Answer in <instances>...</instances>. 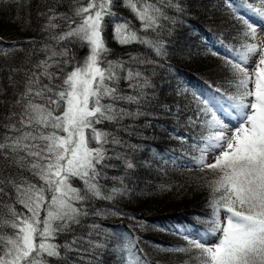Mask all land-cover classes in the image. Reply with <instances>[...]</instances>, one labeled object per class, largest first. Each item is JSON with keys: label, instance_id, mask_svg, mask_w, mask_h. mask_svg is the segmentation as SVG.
I'll return each mask as SVG.
<instances>
[{"label": "snow or ice", "instance_id": "6c2138e0", "mask_svg": "<svg viewBox=\"0 0 264 264\" xmlns=\"http://www.w3.org/2000/svg\"><path fill=\"white\" fill-rule=\"evenodd\" d=\"M124 4L145 35L138 34L129 20L121 21L112 10L115 0H86V6L77 0L70 9L72 15H63V24L55 20L60 5H47V27L68 30L50 34L61 49L51 50L48 60L38 66L43 67L41 75L48 83L33 87L39 80L30 82L23 117L11 123L9 134L0 140V156L37 180L0 179V197L13 199L10 189H14V203L26 210L8 205V214L0 218V264H81L82 254L89 249L93 253L106 250L110 245L101 239L95 223L86 236L73 234L83 218L105 214L99 209L89 212L85 205L132 195L136 169L151 168L156 162L153 157L141 165L136 154L143 151L142 145L119 134H135L125 120L150 115L140 106L152 103L149 93L154 85L150 75L130 67L129 61L108 59L105 23L106 18L117 21L113 37L120 45H144L154 56H134L132 63L162 64L168 56L166 34L179 24L185 8L183 0H124ZM261 4L264 7V0ZM247 8L264 17L251 3ZM244 24L247 31L239 57L228 51L215 53L227 57L224 71L230 75L213 83L210 95L194 93L198 97L194 108L189 102L186 109L177 106L176 113L163 109L177 120L192 112L188 135L175 133V138L182 152L199 153L185 160L172 152L169 159L180 167L210 171L215 177L209 185L213 193L209 229L201 230L193 223L191 231L184 225L161 229L186 241V246L171 251L191 253L199 264H264V47L250 42L257 39V27L248 20ZM258 27L264 30V20ZM77 42L88 49L82 62L70 55L68 45ZM49 61L56 64L57 73L48 72ZM122 80L130 93L121 90ZM107 124L114 130H106ZM210 154L215 157L212 162H208ZM109 169H119L123 175H110ZM110 211L128 215L118 208ZM60 238L63 243L58 242ZM121 264L130 262L122 256ZM137 264L147 262L137 257Z\"/></svg>", "mask_w": 264, "mask_h": 264}, {"label": "trees", "instance_id": "16d2710c", "mask_svg": "<svg viewBox=\"0 0 264 264\" xmlns=\"http://www.w3.org/2000/svg\"><path fill=\"white\" fill-rule=\"evenodd\" d=\"M244 1L183 0L184 17L166 34L168 56L162 64L155 65L132 63L131 58L134 56L141 59L154 56L144 45H120L113 37L117 21L106 18L104 38L111 50L108 59L129 61L130 67L139 68L150 75L154 85L149 93L152 103L140 106L141 111L147 110L150 115L125 120L123 123L130 125L135 134H119L142 145L143 151L136 154L141 165L144 160H152L153 157L156 162L151 168L136 169L137 175L130 186L134 189L132 195L115 201L92 200L85 205L89 212L99 209L105 214L83 218L80 225L74 226L73 234L86 236L92 231L90 225L95 223L100 226L99 231L103 234L101 239L107 240L110 246L95 253L89 249L87 254H82L81 264H121L122 256L130 264H137V257L147 264H199L191 253L171 251L175 247L186 246V241L171 231L161 229L184 225L191 231L190 223L198 225L201 230L209 229L213 219V193L209 185L215 177L210 171H201L198 167H180L169 159L172 152L185 160H191L192 155L199 153L182 152L175 138V133L188 135L186 125L192 112L186 111L177 120L175 115H167L163 109L171 108L176 113L177 106L183 110L189 102L194 108L198 98H194V93L210 95L209 88L213 83L218 84L226 75H230L224 71L227 57L215 53L228 51L238 58L245 43L243 33L247 31L244 20L257 28L262 22L259 19L252 20L251 16H242L239 5ZM250 1L257 3V0ZM79 3L86 6V0H79ZM115 3L112 10L121 21L129 20L138 34L145 35L124 0H115ZM50 4L60 5V14L55 20L63 24V15H72L70 9L75 8L77 0H0V140L9 134V125L23 117L30 82L39 80V84L33 87L48 83L47 77L41 75L43 67L38 66L48 60L51 50L61 49L50 39V34H63L68 30L47 27L44 14L48 12L47 5ZM226 15L229 18L225 19ZM221 29H227L228 32L223 33ZM68 46L72 49L70 55L74 54L81 62L88 54L87 47H81L79 42ZM49 64L48 72L57 73L56 64L52 61ZM60 82L56 80V83ZM121 90L124 93L132 91L127 87V81L123 80ZM131 107L133 110L136 108L135 105ZM104 127L108 131L114 130L111 124ZM108 172L110 175H123L119 169H109ZM4 178H15L17 181L27 178L37 182L30 173L17 169L0 156V179ZM108 183L112 184L111 181ZM10 190L13 199L0 197V218L8 214V205L14 206L17 211H26L22 205L14 203L15 190ZM111 208H118L128 215H115L110 211ZM224 218L221 211L220 220ZM71 238V235L67 237ZM213 240L214 237L209 242ZM58 242L63 243L64 239L60 238ZM93 255L96 259H93Z\"/></svg>", "mask_w": 264, "mask_h": 264}, {"label": "rangeland", "instance_id": "374dc122", "mask_svg": "<svg viewBox=\"0 0 264 264\" xmlns=\"http://www.w3.org/2000/svg\"><path fill=\"white\" fill-rule=\"evenodd\" d=\"M218 12H220V11H218ZM220 14V13H219ZM205 17V16H204ZM224 17V16H223ZM225 18V17H224ZM227 18H229V16L228 15H226V18L225 19H227ZM209 19H211L210 17H209ZM208 19V20H209ZM209 22H211V21H209ZM213 24V23H212ZM226 27H228V26H226ZM220 31H222L223 33H226V32H228V30L227 29H221ZM251 42H254V43H257V44H259L261 47H264V33H257V39L256 40H254V41H251ZM253 69H250V71H252ZM214 155H209V157H208V162H212V160H214ZM189 207V206H188ZM176 210H179V209H176ZM181 210V209H180Z\"/></svg>", "mask_w": 264, "mask_h": 264}]
</instances>
